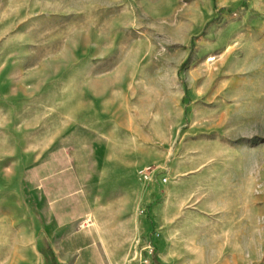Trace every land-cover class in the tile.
I'll use <instances>...</instances> for the list:
<instances>
[{
    "label": "rangeland",
    "instance_id": "rangeland-1",
    "mask_svg": "<svg viewBox=\"0 0 264 264\" xmlns=\"http://www.w3.org/2000/svg\"><path fill=\"white\" fill-rule=\"evenodd\" d=\"M263 46L264 0H0V237L10 209L15 233L31 238V264H45L42 238L47 264L69 263L68 240L86 258L93 231L112 253L101 264H137L136 243L106 239L117 236L108 190L125 186L136 207L139 189L163 188L173 168H216L223 185L246 178L232 168L250 169L253 192H239L238 206L224 200L218 215L249 229L218 240L217 258L264 264Z\"/></svg>",
    "mask_w": 264,
    "mask_h": 264
},
{
    "label": "crops",
    "instance_id": "crops-1",
    "mask_svg": "<svg viewBox=\"0 0 264 264\" xmlns=\"http://www.w3.org/2000/svg\"><path fill=\"white\" fill-rule=\"evenodd\" d=\"M222 175L216 168H173L170 182L163 188L146 192L142 187L139 189L136 195V207L128 202L125 186L108 190L105 208L110 214L111 228L115 229L117 236L110 234L106 239L117 237L118 240L122 239L126 242L129 238L131 243H136L135 262L137 264L150 258L149 249L153 254L150 259L151 264H194L193 257L201 253L210 257L206 260V264H218V240L239 238V234L242 236L244 230L249 229L247 224L246 228L241 227L237 219L227 221L225 218L218 217L223 201L229 199L231 203L238 206L239 192L249 193L254 190L247 178L251 176L250 169L239 171L232 168L230 170L232 177L242 175L246 177L240 181L237 179V185H223L222 178L218 179ZM230 181L235 180L232 178ZM250 198L253 199L252 194ZM89 204L92 208L90 213L92 220L98 224L101 219L102 203L93 198L90 199ZM139 204H144V210L140 212L146 213L145 216L148 217L150 225L145 226L144 222L140 223L136 218L135 210ZM7 210L4 218L11 223L12 229L7 230L6 234L0 237V256L7 257L6 264H14L13 257L17 253L24 256L22 264H31V238L25 229L21 233H15L14 211ZM249 226L252 227L253 223ZM148 228L151 230L150 237L147 236ZM90 236H92L93 246H83L90 251L86 258H82L79 253L82 247H75L72 240L60 245L64 260L69 262L67 264H101V256L112 254L106 251V248L103 252L98 248V245L102 244L100 240L104 237L94 231ZM198 241L202 243L196 247ZM34 248L38 258L44 259L47 264L48 247L44 239L42 238L38 244L34 243Z\"/></svg>",
    "mask_w": 264,
    "mask_h": 264
},
{
    "label": "built area",
    "instance_id": "built-area-1",
    "mask_svg": "<svg viewBox=\"0 0 264 264\" xmlns=\"http://www.w3.org/2000/svg\"><path fill=\"white\" fill-rule=\"evenodd\" d=\"M138 179L142 181L143 183H151L153 179V171L148 168L145 170H142L138 173L137 175ZM162 183H166V179H162ZM152 256V251L149 249V257ZM139 264H151L150 263V258H146L143 261H141Z\"/></svg>",
    "mask_w": 264,
    "mask_h": 264
}]
</instances>
